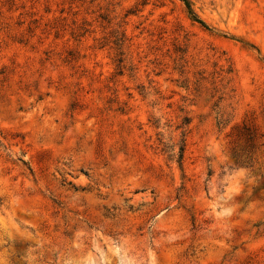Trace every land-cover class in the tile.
<instances>
[{"label":"rangeland","instance_id":"rangeland-1","mask_svg":"<svg viewBox=\"0 0 264 264\" xmlns=\"http://www.w3.org/2000/svg\"><path fill=\"white\" fill-rule=\"evenodd\" d=\"M0 0V264H264V0Z\"/></svg>","mask_w":264,"mask_h":264},{"label":"trees","instance_id":"trees-1","mask_svg":"<svg viewBox=\"0 0 264 264\" xmlns=\"http://www.w3.org/2000/svg\"><path fill=\"white\" fill-rule=\"evenodd\" d=\"M179 1H181V2L184 4V6H185V8H186V10H187V12H188V15L190 16L191 20H192L193 22H196V23H198L199 25H201V26L204 27L203 23H202L200 20H198V19L196 18V16L194 15V13H193V11H192V9H191V6H190V3L188 2V0H179Z\"/></svg>","mask_w":264,"mask_h":264}]
</instances>
